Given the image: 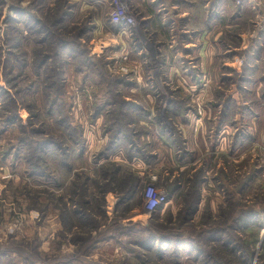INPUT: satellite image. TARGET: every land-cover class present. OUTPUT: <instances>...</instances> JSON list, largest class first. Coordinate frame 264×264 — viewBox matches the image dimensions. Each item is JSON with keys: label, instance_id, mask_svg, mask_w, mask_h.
I'll return each mask as SVG.
<instances>
[{"label": "rangeland", "instance_id": "rangeland-1", "mask_svg": "<svg viewBox=\"0 0 264 264\" xmlns=\"http://www.w3.org/2000/svg\"><path fill=\"white\" fill-rule=\"evenodd\" d=\"M213 2L207 3L208 30L200 32L192 27L201 25L203 14L193 5L188 26L179 8L166 14L155 8L143 20L138 0H126L136 20L128 29L111 22L109 0H0V264H218L221 258L225 264H264V21L253 12L250 23L235 22L247 3L231 0L233 8L218 11ZM246 33L249 47L241 38ZM116 94L117 100L109 99ZM122 104L137 106L138 116L134 111L128 119L122 148L95 164L115 139ZM69 131L80 137L77 144ZM59 141L65 154L56 151ZM43 142L52 151L38 152ZM36 155L46 164L32 159ZM65 157L91 176L103 164L105 175L121 166V184L128 179L123 169L142 179L129 200L124 192L105 195L107 218L84 246L74 244L76 231L63 227L56 207L65 197L72 213L77 201L53 186L64 178ZM46 167L47 179L32 175ZM197 177L198 211L185 224L179 217L187 185ZM166 179L181 186L173 197L159 185ZM150 186L168 194L159 216L175 240L187 242L178 254L175 245L166 254L141 246L156 213L147 210ZM91 191L99 197L96 186ZM222 208L231 235L207 243V228L226 224ZM243 211L261 220L260 231L242 230L237 219ZM228 239L233 252L223 247Z\"/></svg>", "mask_w": 264, "mask_h": 264}, {"label": "trees", "instance_id": "trees-1", "mask_svg": "<svg viewBox=\"0 0 264 264\" xmlns=\"http://www.w3.org/2000/svg\"><path fill=\"white\" fill-rule=\"evenodd\" d=\"M56 85L57 87H59V89H62L60 88L61 85L58 83V81ZM117 95L118 94L113 95L109 99L117 100L119 97ZM127 110L133 111V116L129 115L126 112ZM134 111H136V115L138 116L137 106H128L126 104L120 105L118 115L116 116V119H115V125L117 126L115 139H113V141L109 144L107 148L108 149L107 152H104L103 154H100L98 157H95L93 159L95 164L100 163L101 160L106 161L107 159H109L110 156L114 155V153L119 148H122L121 146L124 145V143L126 142L125 141L123 144L119 143L122 140H126L122 136L123 129L124 127H126L127 125L126 123H128V119L130 120L131 117L133 118L135 116ZM11 113L13 112L11 111ZM174 113H179L184 118V115L181 113V111L177 112L176 110H174ZM64 131L68 132L67 129H64ZM68 135L71 137L74 144H77V141L80 140V137L79 138L74 137V134L71 131H69ZM55 145H56L57 152L58 150H60L65 154L66 145L64 141H59ZM41 146L43 148L41 147L38 148L37 149L38 152L42 150L45 151L47 148H49L50 151H52L51 146L46 142H43ZM72 151L75 152V149L73 148ZM126 154L129 160L132 161V159L134 158V155H132V150L131 149L126 150ZM127 157H126V160H127ZM56 158L57 156L54 158V160H56ZM32 159H35V161H37L38 159V162L39 161H42L44 163L47 162V160L45 161L43 158L41 159V157L37 155L34 156ZM106 162H102V163H106ZM35 167H38L39 169L40 168L43 169V167L40 166L39 164ZM106 168L107 167L102 164V169L96 173L97 176L96 175L91 176V173L89 171H86L84 169L79 170L77 168H74V166H71V164H69V159H67V157H65V160L61 161V169L63 170L62 172H63L64 178L62 180L54 179L53 186L54 188L58 189L62 193L64 192L65 196H67V193H68L69 196L72 197V201H74V199L75 201L76 200L77 201L73 203L74 211L72 213L69 210L68 203H66L68 199L65 197H62L61 199L59 198V200L57 201L56 207L62 208L61 218L63 219L62 221L63 227L66 229L68 228L69 230H71L72 228L75 229L76 233H73L72 235L74 238V244L76 245H83V246L86 245V243L92 239V234L90 235V233H92V231H99L102 221L105 222L107 218V214H106V210L104 211L103 206L105 204L104 198L106 194L110 192H119V193L124 192V193H127V196H129L128 199L127 198L125 199L129 200L131 199L133 189L138 188L140 190L141 187L143 186L142 179H140L137 176L136 171L132 170L131 168L130 170L123 169V176L125 175L126 177H128V179L123 177L122 179L124 181L122 180V184L120 183V180H121L120 172L122 171L121 166L116 167L117 169H113L112 175L103 174ZM46 170H47V167L45 171H42L38 174H32V175L33 176L38 175L40 177L47 179L48 174ZM255 172L256 171L254 169L252 173L255 174ZM198 176L200 177L201 175H198ZM131 177L134 178L133 179L135 181L134 184L131 181L132 180ZM252 177H254V175L248 176V180L250 182H251ZM166 180L167 181H165L163 184L161 183L159 185H164L167 188L168 192H170L173 197L177 192H179V189L181 186L179 184L178 185L171 184L169 179H166ZM200 183H201V180L197 177L194 180V182L192 183L189 182V184L187 185V188H188L187 194L188 193L189 194L185 197V202H184L185 206H184L181 216L179 217V221L182 223L186 222L185 224H188L192 220L193 215H195L198 211V200L200 196V192H199ZM243 185H245V183H243ZM93 186H96L97 191L95 192H97L99 197H102L103 200L99 199V197H96V194L91 191ZM44 187L46 188V185ZM143 197H144V194H143ZM194 197H195V200L192 203H190V200L194 199ZM48 199L50 200V198ZM125 199H123V201L124 203H127V200L125 201ZM160 210L161 208L156 210V213L152 216V219L150 221L151 225L146 229L149 236L147 237L145 242L141 243V246L142 248L148 249L149 251H153L156 254H159L162 252H165L166 254L168 253L167 248H171L173 245H175V250H176L175 253L178 254V251H179L178 249L188 247L182 244V243H187V242L174 239L175 238L174 231L169 226H166L164 222H161V219H160L161 217L159 216ZM46 211H47V208H45V212ZM225 213H227V210L225 211V209L222 208V212L220 216L226 218V224H224L221 227L219 226L211 227L210 226L209 228H207L205 232L206 236H204L207 240V243H214L218 240L221 241L223 237L222 235H224L225 237H229L231 235L229 232L230 227L227 226L230 222L229 216L227 217ZM249 213L250 212H244V211L241 212L242 215L239 219H237V224L241 223L243 225L242 230L245 231V233H247L248 229L249 230L255 229L257 231L258 230L260 231V227L263 226L260 223L261 220L259 221V218H256L255 220L254 217H253L254 219L252 218L249 219L248 218L250 216ZM69 215H72V218H73L72 223L69 221ZM261 215L262 217H264V211L261 212ZM166 216L167 218H169V220H172V216L169 211L167 212ZM213 224L217 225V222ZM213 224L208 223L206 225H213ZM253 224H256V226H253ZM111 227H114V226H111ZM117 227L118 228H115V229L120 230V226L118 225ZM160 227L163 228L164 230L163 234L158 233L159 232L158 229ZM255 234H258V232H255ZM223 244H224L223 247L227 248L228 252L230 251L233 252L232 250H230V247H229L231 245L230 239H228V241L225 243L223 242ZM156 246H160L162 248L156 249ZM217 256H218L217 260H219L220 255H217ZM244 261H246V259ZM218 264H225L222 261V258L218 261Z\"/></svg>", "mask_w": 264, "mask_h": 264}, {"label": "crops", "instance_id": "crops-1", "mask_svg": "<svg viewBox=\"0 0 264 264\" xmlns=\"http://www.w3.org/2000/svg\"><path fill=\"white\" fill-rule=\"evenodd\" d=\"M170 1L172 4V7H169L170 5H168V8H167L166 4L161 3L162 2L161 0H158L159 5L157 4L158 5L157 7H156L157 0H138V16L142 17L143 20H147V19H150L153 15H155V10H154L155 8L159 9L158 11L156 10L157 13L163 12V14H166L167 10L170 13L172 10H175V8H179L180 10H182L179 17H183V18L187 17L185 19L187 21H189L188 22V26H189V25H193V23L190 24L191 23L190 19H192L191 16H193V14L190 13V10H191V7L193 5L194 9H196L198 11L199 15L203 14V16H202L201 20L199 19L202 22L201 23L202 26L201 25L196 26L194 24V26H196V27L193 26L192 28L195 30L197 29L196 31H200V32L201 31L206 32V30H208L206 24L209 21H207L205 17H206V10L210 8V4H207V3H210L213 0H209L210 2H208V0H170ZM228 2H230V3H228ZM232 2H231V0H215V2H213L215 5L214 9L217 10V7H218V11H219V10H223L224 7L226 9H228L229 7L233 8L234 6H233ZM188 3H190L191 6H189L188 9H185V8H187ZM168 4H169V2H168ZM163 6H164V8L162 10ZM238 11L240 13V17L237 16V18H235L236 19L235 22L241 21L243 23V21H248L250 23V17L247 14L252 15L253 12L255 14H256V12H258L259 16L261 15L263 17V21H264V0H260V5H259V8L257 10H252L250 5L246 4V5L241 6V8H239ZM246 16L248 17L247 19H246ZM246 27H247V22H246ZM241 38L243 39L244 44L247 47H249L251 42H249V43L247 42L248 34L247 33L244 34ZM262 38H264V26H263L262 32L259 35V39L261 40ZM204 39H205V35L202 36L200 41H205Z\"/></svg>", "mask_w": 264, "mask_h": 264}, {"label": "built area", "instance_id": "built-area-1", "mask_svg": "<svg viewBox=\"0 0 264 264\" xmlns=\"http://www.w3.org/2000/svg\"><path fill=\"white\" fill-rule=\"evenodd\" d=\"M109 1L112 6L110 19L113 24L121 25L128 29L136 26V20L132 14H130V10L126 5V0ZM236 3H247L253 10H257L260 5V0H236ZM145 191L148 212L153 213L166 203L168 194L164 190H159L154 186H150Z\"/></svg>", "mask_w": 264, "mask_h": 264}]
</instances>
